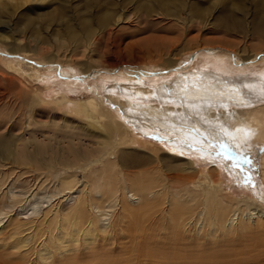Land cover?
<instances>
[{"label":"rangeland","instance_id":"rangeland-1","mask_svg":"<svg viewBox=\"0 0 264 264\" xmlns=\"http://www.w3.org/2000/svg\"><path fill=\"white\" fill-rule=\"evenodd\" d=\"M174 7L181 12L166 16L168 8ZM106 12L115 14L113 22H118L109 36L99 37V57L93 56V61H101L98 65L90 61L92 44H79L87 37L81 32V23L91 22L100 33L97 21ZM201 45L220 52L203 51L202 47L201 52H193ZM221 48L234 52L239 64L232 55L223 60ZM0 49L5 60H43L45 69L53 70L52 78L46 73L48 77L38 85L12 73L0 59V75L10 78L0 85V114L5 115V122L15 117L14 123L19 120L21 125L16 131L9 122L0 130V264H48L43 259L49 264H88L97 254L129 246L139 238L145 223L150 224L139 209L145 198L133 196L129 187L143 180L152 166L165 185L167 175L174 177L171 185L176 184L177 175L195 178L188 194L199 197L193 202L194 212L204 208L206 196L216 195L233 212L229 228L201 219L197 226L186 229L183 243L232 248L235 256L226 253L217 258L227 260L224 264H264V201L258 199V191L264 190V144L249 142L234 151L199 143L208 150L179 151L164 137L133 127L107 93L115 84L124 85L131 69L148 73L142 79L147 87L171 86L180 74L198 71L222 77L241 87L253 105H263L264 0H0ZM58 67L73 68L74 73L67 71L64 78H58L54 70ZM247 83L258 85L261 91L251 92ZM60 91L81 107L95 98L105 122L99 112L87 118L70 103H58ZM141 100L139 104H158L155 98ZM167 134L180 140L173 132ZM114 135L120 137V145L110 149ZM3 140L10 144L7 150ZM213 168L221 186L216 194L205 181ZM57 174L73 181L75 187L51 198L58 187ZM107 180L114 184L119 180V187L128 188L126 200L120 203L119 199L116 211L110 195L96 193ZM166 192L171 193L163 187L152 199L161 227L169 222L170 196ZM79 198L90 203L80 205L76 216L73 208ZM209 212H213L210 206ZM154 229L152 237L166 239V245H159L162 252L171 242ZM246 246L256 247H248L250 251Z\"/></svg>","mask_w":264,"mask_h":264},{"label":"bare ground","instance_id":"bare-ground-1","mask_svg":"<svg viewBox=\"0 0 264 264\" xmlns=\"http://www.w3.org/2000/svg\"><path fill=\"white\" fill-rule=\"evenodd\" d=\"M168 11L169 12L166 16H175L181 12V10L176 7H174V9L168 8ZM114 16L115 14L113 15L110 12L101 14V17H99L97 21L100 33H98L96 29L94 31L91 22L86 21L81 23V32L86 34L87 37H84L86 40L84 42L80 41L79 44L85 43V45H87L89 42L92 44V51L90 52V61L92 63L98 65L101 64L99 59L93 61V56L99 57V52L96 48L99 37L102 38L109 36L112 32V27L118 22H113ZM73 37L77 39L75 34H73ZM201 47L202 45L197 46L195 49L193 48V52L197 49L198 50L196 52H201V50L217 53L220 52L216 47ZM170 48L171 47H168V49ZM199 48H201V50H199ZM221 50L226 52L220 54L223 60L228 56L231 57L232 55V57H234L236 62L238 61L237 63L239 64V58L235 56L234 52L223 48H221ZM165 51H167L166 48ZM0 59L4 60L9 67L13 69L10 70L11 72L13 71L15 75L26 78L28 82L30 81V83L37 82L39 85V82H42L43 80L45 81L49 75L48 79L52 78L51 74H53V70H50L52 71L50 74V71H48L49 69H45L46 64L42 62L43 60L37 62L26 57L21 58L22 60L16 61L9 59L5 60L3 57H0ZM119 65L122 66L121 63H119ZM126 66L130 67V65ZM67 69L68 70L63 67H58L54 70L58 78H64L67 71L68 74L70 71L74 73L73 68L71 69L67 67ZM147 74L144 70L131 69L127 82L124 85L115 84L111 86L107 92L109 100L119 107L118 109H120L123 117L142 133L151 134L150 131H152V133L157 134L160 137H164L163 139H165V141L179 151L196 150L199 153H203L208 150L198 146L199 143L204 145L213 143L214 145H221L234 151L245 148L249 142L264 144V104L260 106H256L255 104L253 105L247 95L245 99V92L241 87H238L218 75H211L210 73L198 71L193 72L190 75L180 74L177 76L176 80L171 83V86L164 84L159 87L156 84L152 87H147L144 85V81L142 80L143 78H146ZM9 79L10 78L5 75H0V85H2V81L10 82ZM246 87L254 93L255 91H261V88L255 84L247 83ZM117 91L122 94H116ZM60 94L61 97L58 99V103H70L72 106H75L74 109L79 110V113L84 117L89 118L92 113L98 112L101 116L100 105L95 98L88 101L87 105L81 107L80 105H75L76 101H72L65 93L60 91ZM153 98L157 99L158 104L151 103L145 105L138 103V101L143 102L141 99ZM232 106L243 110L237 111V109H233ZM89 109H91V112H89ZM4 119L5 115L2 116L0 114V130L4 127L7 128L9 122H11L12 128L16 127V131L21 130L19 120L17 123H14L15 117L14 119L11 118L12 120L10 119L6 122ZM101 119L104 120L105 118L101 116ZM117 126L120 127V124ZM101 127L104 126L101 125ZM172 132L179 135L180 140H177L176 142L173 139L174 137L168 138L169 135L167 133ZM114 136L116 138L114 142L110 144V149H117L120 145V137L117 135ZM133 141L134 139H132L131 143H133ZM127 142L129 143V141ZM2 143H5L4 148L7 150L10 144L6 140H3ZM1 148L2 146L0 145V149ZM153 150L156 151V149ZM12 154L13 151L10 150V156ZM5 160L10 159L6 158ZM262 160L264 168V158H262ZM94 162V160L91 161L88 166L90 167L94 164ZM122 163L124 164V161H122ZM117 166L118 164L115 162V168H117ZM155 168L156 167L152 166V171H148L146 172V175L142 176L143 180H139L136 183L132 182L133 184L129 187L130 192H134L133 196H140V200L145 198V205L139 209H142L145 212L151 225L145 223V229L138 232L139 238H137V240L135 239V241L129 246H124L120 249L112 248L106 252V254H97L91 261L88 262V264H224L227 260H219L217 258H220L226 253L235 256V250H232V248L226 247L222 249L199 245L192 246L181 241L183 233L189 230V228L197 226L201 219H203L205 224L208 222L210 223L211 221V224L218 225L223 229H227V227L229 228L227 224L233 212L230 207L222 204V198L218 195L212 198H210V196H206L204 198V208L199 212H194L193 202L198 201L199 197L195 196L192 198L189 197L188 194L191 191L190 185H194L193 182H195V178L192 179L189 176L177 175L175 178L176 184L171 185L170 182L174 179V177L167 175L165 178V185L164 181L161 180V175L156 174ZM148 173L154 174L149 175ZM217 174H219L218 171L213 168L207 177H204L205 181L208 180V182L212 185V189L215 194L221 187ZM59 175L60 174H57V177H59ZM204 178L202 180V184H204ZM58 179V187L55 189L51 198L61 195L66 191H71L75 187L74 182L69 179H61V177ZM262 180L264 182V170ZM102 181L104 182V178H102ZM119 182V180H115L114 184L111 180H107L102 188L96 192L97 194L103 192L110 195L109 201L111 203H115V211L117 210V203L119 199L121 198L119 201L120 203L121 200L124 202L128 195V188L124 186L119 187ZM163 187H167V191H170L171 193L168 194L166 192L170 196V209L168 213L169 222L166 226L161 227L156 216L157 211H155V201L152 199L160 193V189ZM83 198H85V196H83ZM258 199L264 201V190L260 189L258 191ZM86 203L89 204L90 201L87 200V202H84L81 201V198H79V200L76 201V208H73V213L78 216L80 214V205L84 206ZM89 206L92 207V204ZM209 206L213 212H209ZM124 210L127 212L128 208H125ZM204 211L205 213H203ZM67 216H71V214L68 213ZM128 217L131 218L132 214ZM93 218L94 217L92 216L90 223ZM138 224L139 223L133 225L137 227ZM152 226L163 232L171 242L168 243L166 249H163L162 252L160 251L159 245H166V239L163 237L164 241L162 242L160 238L152 237V234L155 232V229ZM92 231L95 232L94 230ZM96 231L98 232L97 222ZM90 232L91 231L88 233V240L91 241L93 240V235H90ZM60 242L63 243V240ZM76 242L77 239L75 237L74 243ZM248 247L254 250L256 246H246L247 249H249ZM201 256L205 259H195V257ZM160 258L164 261L161 262ZM43 262L48 264L50 263L47 259H43ZM70 264L81 263L73 261Z\"/></svg>","mask_w":264,"mask_h":264}]
</instances>
